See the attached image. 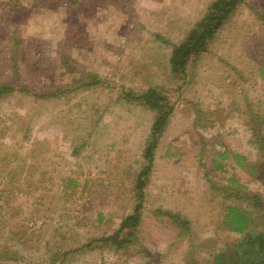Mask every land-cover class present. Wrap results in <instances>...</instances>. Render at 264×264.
<instances>
[{
	"label": "rangeland",
	"instance_id": "1",
	"mask_svg": "<svg viewBox=\"0 0 264 264\" xmlns=\"http://www.w3.org/2000/svg\"><path fill=\"white\" fill-rule=\"evenodd\" d=\"M212 1L0 0V264H214L240 239L227 206L264 196V0H243L184 72L161 39L180 43ZM153 87L174 109L119 246L104 238L138 203L157 115L125 94ZM223 147L247 167L218 168Z\"/></svg>",
	"mask_w": 264,
	"mask_h": 264
},
{
	"label": "trees",
	"instance_id": "2",
	"mask_svg": "<svg viewBox=\"0 0 264 264\" xmlns=\"http://www.w3.org/2000/svg\"><path fill=\"white\" fill-rule=\"evenodd\" d=\"M243 0H213L209 5L205 14L196 22L194 27L189 31L186 37L177 44L170 42L164 38L165 43L171 44L173 47L170 63L174 72L186 71L190 60L194 56H198L205 52L211 40L217 35L222 27L236 12L238 6ZM161 37V36H159ZM2 91H13L10 86H3ZM125 97L129 100L144 102L151 109L157 112L156 118L152 125L151 136L144 148V158L146 165L139 173L137 178L138 203L133 213L127 215L121 223L116 234L104 238L105 241H113L117 245H124L127 239H120V234L125 229H131L127 235H134L136 228L139 226L142 215L141 208L145 197L146 179L151 173L155 163V153L158 148L160 138L165 132L171 115L173 113V105L167 95L163 94L158 88H150L147 91L135 96L126 93ZM261 126H253V135L257 144L264 149V138L261 137ZM219 156L226 158L229 153L220 152ZM234 159L241 167H247L245 158L240 154H233ZM218 168H222L221 164H217ZM252 172H257L254 168H249ZM235 199L249 200L246 204H229L227 212L224 215L228 232L240 235V239L235 243H226L224 249L214 255V264H264V229H261L259 213L264 210V196L260 193H253L245 196L235 194ZM170 216L180 222L183 226H188V221L179 214L169 212ZM264 216V215H263ZM260 227V228H259ZM51 264H56L52 262Z\"/></svg>",
	"mask_w": 264,
	"mask_h": 264
},
{
	"label": "crops",
	"instance_id": "3",
	"mask_svg": "<svg viewBox=\"0 0 264 264\" xmlns=\"http://www.w3.org/2000/svg\"><path fill=\"white\" fill-rule=\"evenodd\" d=\"M219 142L222 143V141H219ZM203 149H206V148H203ZM202 151H203V150H202ZM220 152L229 153V156L226 157V158H222V157L219 156V153H220ZM217 154H218V156L216 155L215 158H214L215 164H221L222 167H223V164L225 165L224 160H227V159H229L230 157H231L232 161H235V162H236V160H235L234 158H232V157H233V156H232V151H230L229 148H227V150H225V147L220 148V151H218ZM232 161H229V162L232 163ZM236 163H237V162H236ZM242 168L245 169V167H242ZM247 170H249V169L247 168ZM249 171H250V170H249Z\"/></svg>",
	"mask_w": 264,
	"mask_h": 264
}]
</instances>
